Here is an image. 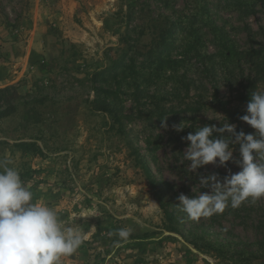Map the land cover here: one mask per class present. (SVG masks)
<instances>
[{
  "label": "rangeland",
  "instance_id": "obj_1",
  "mask_svg": "<svg viewBox=\"0 0 264 264\" xmlns=\"http://www.w3.org/2000/svg\"><path fill=\"white\" fill-rule=\"evenodd\" d=\"M261 1L0 0V160L87 233L70 264H264V198L196 220L177 200L239 171L189 172L183 138L223 117L254 133L238 96L264 60Z\"/></svg>",
  "mask_w": 264,
  "mask_h": 264
},
{
  "label": "clouds",
  "instance_id": "obj_2",
  "mask_svg": "<svg viewBox=\"0 0 264 264\" xmlns=\"http://www.w3.org/2000/svg\"><path fill=\"white\" fill-rule=\"evenodd\" d=\"M239 119L254 133L237 132V126L223 117L219 127L198 126L183 138L189 172L206 165L225 167L229 162L239 168L236 173L227 170L222 180L216 173L198 175V184L191 190L197 194L177 197L178 206L190 219L211 217L226 207L264 198V90L251 93L246 114ZM184 128L174 126L176 132ZM235 145L239 146L238 160L233 159ZM201 188L207 191L201 193ZM131 231L119 229L114 246L120 247ZM86 235L77 223L68 225L52 207L36 202L18 169L0 160V264H61L78 250Z\"/></svg>",
  "mask_w": 264,
  "mask_h": 264
},
{
  "label": "trees",
  "instance_id": "obj_3",
  "mask_svg": "<svg viewBox=\"0 0 264 264\" xmlns=\"http://www.w3.org/2000/svg\"><path fill=\"white\" fill-rule=\"evenodd\" d=\"M264 5V0L261 1ZM164 42V41H162ZM256 55L264 56V49L258 51L252 50ZM258 84H264V60L256 64V69L253 76L248 80L247 85L245 86L244 92L238 96V101L244 104H247L250 95L253 91H258ZM17 148V151L22 155H37L36 143L35 142H20L14 145Z\"/></svg>",
  "mask_w": 264,
  "mask_h": 264
},
{
  "label": "crops",
  "instance_id": "obj_4",
  "mask_svg": "<svg viewBox=\"0 0 264 264\" xmlns=\"http://www.w3.org/2000/svg\"><path fill=\"white\" fill-rule=\"evenodd\" d=\"M74 259H78L77 257H74ZM63 262L65 263V264H70V257H68V258H65L64 260H63ZM78 261H75V263L74 264H76ZM72 263H73V261H72Z\"/></svg>",
  "mask_w": 264,
  "mask_h": 264
}]
</instances>
